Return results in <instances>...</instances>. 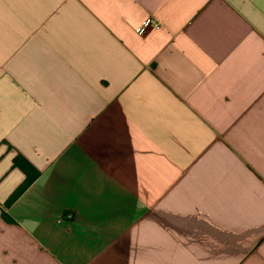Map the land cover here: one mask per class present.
<instances>
[{
	"label": "crops",
	"instance_id": "0c3cea01",
	"mask_svg": "<svg viewBox=\"0 0 264 264\" xmlns=\"http://www.w3.org/2000/svg\"><path fill=\"white\" fill-rule=\"evenodd\" d=\"M0 264H264V0H0Z\"/></svg>",
	"mask_w": 264,
	"mask_h": 264
},
{
	"label": "trees",
	"instance_id": "16d2710c",
	"mask_svg": "<svg viewBox=\"0 0 264 264\" xmlns=\"http://www.w3.org/2000/svg\"><path fill=\"white\" fill-rule=\"evenodd\" d=\"M14 164L16 167H19L24 171L27 178L22 186H20L5 203L4 209L9 208L39 176V172L20 155L15 158ZM3 218L9 223L13 222V220L6 214L5 211H3Z\"/></svg>",
	"mask_w": 264,
	"mask_h": 264
},
{
	"label": "built area",
	"instance_id": "2783aa9c",
	"mask_svg": "<svg viewBox=\"0 0 264 264\" xmlns=\"http://www.w3.org/2000/svg\"><path fill=\"white\" fill-rule=\"evenodd\" d=\"M148 26H152V27H154V28H158V27H159V23L156 22V21H154V20H152V19H150V20H148V21L144 24V26H142V27L139 29V33H143V32H145V29H146V27H148Z\"/></svg>",
	"mask_w": 264,
	"mask_h": 264
}]
</instances>
